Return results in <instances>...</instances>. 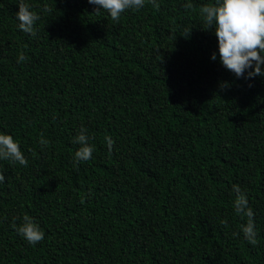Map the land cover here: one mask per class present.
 I'll return each instance as SVG.
<instances>
[{"label":"trees","instance_id":"16d2710c","mask_svg":"<svg viewBox=\"0 0 264 264\" xmlns=\"http://www.w3.org/2000/svg\"><path fill=\"white\" fill-rule=\"evenodd\" d=\"M20 2L0 0V133L28 163L0 160V264H264V76L220 63L200 15L214 0H145L119 21L88 0H23L34 36ZM82 127L94 151L77 164Z\"/></svg>","mask_w":264,"mask_h":264},{"label":"clouds","instance_id":"9594fccd","mask_svg":"<svg viewBox=\"0 0 264 264\" xmlns=\"http://www.w3.org/2000/svg\"><path fill=\"white\" fill-rule=\"evenodd\" d=\"M155 9H159L157 0H149ZM88 3L96 5V12L100 9L109 13L114 21H119L121 14L129 9L138 10L145 5V0H88ZM19 11L16 14L19 21V29L25 33L35 35L34 25L40 16L30 10V6L21 0ZM191 8V4L186 5ZM45 11H51L45 6ZM200 15L207 25V29L214 28V34L218 41V52L220 63L228 71L235 74L237 78L251 79L256 76H264V0H214L211 5L203 6ZM191 29H188V34ZM187 34V35H188ZM27 59L23 54L18 57V62ZM216 60V54L211 56ZM247 71V76L245 72ZM87 130L81 128L74 142L80 147L75 152V161H87L92 158L94 151L89 144ZM50 141L40 139V144L46 146ZM106 143L111 149L115 143L111 137H106ZM0 160H11L20 165L27 166V159L21 151L19 143L12 135L0 133ZM5 177L0 171V183ZM236 193L234 209L241 217H247V223L242 225L245 238L251 244H256L257 232L254 223V213L249 207L248 198L238 185H233ZM24 223L17 229L18 233L27 240L29 244L35 245L45 238V232L29 216H24ZM13 227H16L15 224Z\"/></svg>","mask_w":264,"mask_h":264}]
</instances>
